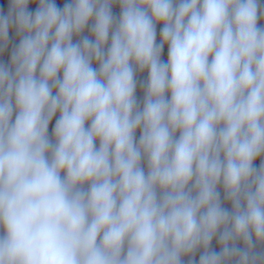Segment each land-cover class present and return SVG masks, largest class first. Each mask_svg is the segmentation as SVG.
Instances as JSON below:
<instances>
[{"label":"clouds","instance_id":"clouds-1","mask_svg":"<svg viewBox=\"0 0 264 264\" xmlns=\"http://www.w3.org/2000/svg\"><path fill=\"white\" fill-rule=\"evenodd\" d=\"M113 2L0 9V52L21 37L0 63V264H182L201 247L199 264H264L262 0H115L119 18Z\"/></svg>","mask_w":264,"mask_h":264}]
</instances>
